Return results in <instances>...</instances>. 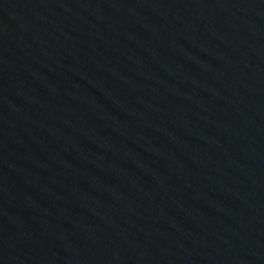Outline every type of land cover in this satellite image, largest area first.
I'll return each instance as SVG.
<instances>
[{
	"label": "water",
	"instance_id": "1",
	"mask_svg": "<svg viewBox=\"0 0 264 264\" xmlns=\"http://www.w3.org/2000/svg\"><path fill=\"white\" fill-rule=\"evenodd\" d=\"M0 264H264V0H0Z\"/></svg>",
	"mask_w": 264,
	"mask_h": 264
}]
</instances>
